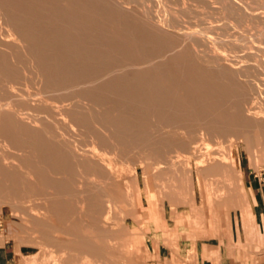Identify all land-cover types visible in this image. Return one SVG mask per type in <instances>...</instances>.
Listing matches in <instances>:
<instances>
[{
	"label": "rangeland",
	"instance_id": "1",
	"mask_svg": "<svg viewBox=\"0 0 264 264\" xmlns=\"http://www.w3.org/2000/svg\"><path fill=\"white\" fill-rule=\"evenodd\" d=\"M111 1H0V38L5 40L0 75L17 94L0 92V108L7 110L0 115V152L10 169L0 166V264H264V0H211L218 14L198 0L183 5L179 0H133L124 6L129 10ZM140 8L151 9L155 19L171 10L183 25L197 24L195 36L206 45L205 55L237 60V73L200 64L182 36L157 27L155 32ZM224 26L225 38L219 40L213 31L220 34ZM1 79L0 86L5 85ZM218 90L227 96L221 98ZM24 91L33 102L20 100ZM42 98L71 108L55 116L59 129L36 106ZM72 100L83 101L82 108L71 106ZM245 100L255 102L256 118L242 113ZM211 122L223 129L218 139L202 129ZM112 141L119 146L116 152ZM206 146L210 151L204 153ZM70 152L94 153L101 163L115 166L111 182L101 168L89 176L88 166L79 171L67 166L68 176L82 171L89 176L82 184L88 199L84 196L78 208L73 201L63 203L60 195L52 198L49 189L50 163L63 154L68 161ZM55 188L64 192L65 187ZM230 224L238 239L228 234L222 242Z\"/></svg>",
	"mask_w": 264,
	"mask_h": 264
},
{
	"label": "bare ground",
	"instance_id": "2",
	"mask_svg": "<svg viewBox=\"0 0 264 264\" xmlns=\"http://www.w3.org/2000/svg\"><path fill=\"white\" fill-rule=\"evenodd\" d=\"M1 1V0H0ZM43 1V0H42ZM52 1V0H51ZM62 1V3H69L70 1H72V0H61ZM95 1V0H94ZM113 1V0H112ZM111 1V2H112ZM163 1V0H162ZM180 1V3L183 5L184 4V2H185V0H179ZM187 1V0H186ZM198 1H200V2H202V4L204 3V5H206V7H207V9H210L211 11L210 12H214V14H218L219 12V8H217L215 5H212V4H214V3H212V1L211 0H198ZM222 1V0H221ZM224 1V0H223ZM222 1V2H223ZM4 2H6V1H4ZM3 2V3H4ZM47 2V1H46ZM114 3H115V1H113ZM117 2V4H118V6L119 7H122V8H124V6L126 5H129L130 3H132L133 2V0H117L116 1ZM163 2H165V1H163ZM191 2V1H190ZM107 3V2H106ZM5 4V3H4ZM39 4V3H38ZM94 4V3H93ZM133 4V3H132ZM139 4V3H138ZM157 4H158V6L157 5H155L157 8H158V10H159V6H161V4L159 3V2H157ZM47 5H49V4H47ZM102 5V4H101ZM134 5H135V3H134ZM190 5H192V4H190ZM196 5V4H195ZM200 5V4H199ZM138 6V5H137ZM136 6V7H137ZM154 6V5H153ZM168 6V5H167ZM201 6H203V5H201ZM227 6V5H226ZM1 7V6H0ZM133 7H135V6H133ZM148 7V6H147ZM224 7V6H223ZM5 8V7H4ZM129 8H131V7H129ZM149 8V7H148ZM167 8H169V7H167ZM182 8V7H181ZM198 8V7H197ZM203 8V7H202ZM225 8V7H224ZM250 8V7H249ZM136 9V8H135ZM141 9V8H140ZM143 9V12L145 13H143L142 11H140V12H142V14H143V16L144 17H142V18H145V16H146V18L147 19H150L151 20V22L153 23L152 24V26L153 25H155V28L153 27V30H155L156 29V27L158 28V31H161V30H163V31H165L166 33H170V34H173V35H175V34H178V36H182V38H184V42H183V45L185 46V48H186V50L188 51V52H190V54H191V56L193 55L195 58H196V60H198L199 62H200V64H202L203 66H205V67H208L209 66V68L211 67V65L212 66H214V65H217V66H220L222 69H223V67L222 66H225L226 68L227 67H229V69L232 71H235L236 73H237V70H236V67L238 66V65H236V63H234V62H236V61H233V60H229L228 58H222V57H219V56H208V55H205V52H204V50H203V48H205V46L203 47V40L199 37V36H195L196 34H195V32L197 31V24H195V23H193L192 25H189V26H186V25H183V23H181L177 18H175V14L174 13H171L170 11H168L167 13H165L161 18H159V19H155V18H153L152 17V13L150 12V10L151 9H148V10H145L144 8H142ZM141 9V10H142ZM255 9H257V8H255ZM13 10V9H12ZM78 10H79V8H78ZM119 10V9H118ZM117 10V11H118ZM124 10H129V9H126V8H124ZM158 10H156L157 12H158ZM206 10V9H205ZM72 11V10H71ZM156 11H154V12H156ZM10 12V11H9ZM61 12V11H60ZM137 12V11H136ZM156 12V14H160V13H157ZM174 12V11H173ZM216 12V13H215ZM218 12V13H217ZM252 12H254V11H252ZM178 13V12H177ZM207 13V12H206ZM64 14V13H63ZM37 15V14H36ZM39 15V14H38ZM50 15V14H49ZM220 15V14H219ZM231 15V14H230ZM243 15V14H242ZM1 16V15H0ZM51 16V15H50ZM84 16V15H83ZM203 16V15H202ZM237 16V15H236ZM158 17H160V15L158 16ZM226 17V16H225ZM260 17V16H259ZM139 18V17H138ZM201 19V18H200ZM199 19V20H200ZM2 20V19H1ZM140 20V19H139ZM143 20V19H142ZM150 20H148L149 22H150ZM218 20V19H217ZM236 21V20H235ZM143 22V21H142ZM145 22V21H144ZM229 23V22H228ZM9 25V24H8ZM206 25V24H205ZM220 25V24H219ZM21 26V25H20ZM147 26V25H146ZM223 26V25H222ZM122 27V26H121ZM141 27V26H140ZM148 27H149V25H148ZM18 28H19V26H18ZM138 28V27H137ZM144 28V27H143ZM190 28H192V29H190ZM2 29H3V27H2ZM1 29V30H2ZM13 29H14V27H13ZM160 29V30H159ZM214 29V28H213ZM216 29H219V28H216ZM9 30V29H8ZM11 30H12V28H11ZM19 30V29H18ZM89 30V29H88ZM180 30V31H179ZM227 29L225 28V26H224V28H222V30L220 29V34H218V33H215L213 30H211V31H213V33H214V35L216 36V38H218L219 40H221L222 38H225V34H226V31ZM3 31V30H2ZM4 31H6L5 29H4ZM157 30H155V32H156ZM157 31V32H158ZM202 30H200V32H201ZM217 31V30H216ZM219 31V30H218ZM217 31V32H218ZM259 31V30H258ZM12 32V31H11ZM203 32V31H202ZM205 32V31H204ZM203 32V33H204ZM135 33V32H134ZM165 33V34H166ZM2 34H5L4 32L2 33ZM12 34V33H11ZM163 34V33H162ZM170 34H168V35H170ZM229 34V33H228ZM7 35H8V33H7ZM203 35H205V34H203ZM6 36V35H5ZM25 36V35H24ZM136 36V35H135ZM139 36V35H138ZM152 36V35H151ZM167 36V35H166ZM177 36V37H178ZM245 36V35H244ZM243 36V37H244ZM102 37V36H101ZM129 37H131V36H129ZM159 37V36H158ZM165 37V36H164ZM172 37V36H171ZM242 37V36H241ZM6 38H7V36H6ZM136 38H137V36H136ZM168 38V37H167ZM170 38V37H169ZM175 38H176V36H175ZM206 38V37H205ZM248 38V37H247ZM2 39H3V37H2ZM1 38H0V45H3L4 44V42H5V40H2ZM8 39V38H7ZM131 39V38H130ZM148 38H146V40H147ZM179 39H180V37H179ZM252 39V38H251ZM264 39V38H263ZM14 40V39H13ZM72 40V39H71ZM77 40V39H76ZM133 40H134V38H133ZM212 40V39H211ZM15 41V40H14ZM18 41H19V39H18ZM26 41V40H25ZM73 41V40H72ZM174 41V40H173ZM176 41H179V40H176ZM218 41V40H217ZM227 41V40H226ZM226 41H223L224 43H226ZM234 41V40H233ZM8 42V41H7ZM11 42H13V41H11ZM16 42V41H15ZM14 42V43H15ZM20 42V41H19ZM180 42H181V40H180ZM220 42V41H219ZM222 42V41H221ZM222 42V43H223ZM28 43V42H27ZM162 43V42H161ZM209 43V42H208ZM9 44V43H8ZM15 44H17V43H15ZM177 45H178V43H176ZM182 44V43H181ZM11 45V44H10ZM9 45V46H10ZM14 45V44H13ZM18 45V44H17ZM183 45H179V46H182L183 47ZM221 44L219 43V46H220ZM230 45V44H229ZM246 45V44H245ZM5 46V45H4ZM19 46V45H18ZM31 46V45H30ZM29 46V47H30ZM217 46V45H216ZM224 46V45H223ZM227 46V45H226ZM236 46V45H235ZM12 47V46H11ZM24 47V46H23ZM94 47V46H93ZM221 47V46H220ZM1 48H3V47H1ZM13 48V47H12ZM19 48H20V46H19ZM106 48V47H105ZM178 48H181V47H178ZM184 48V47H183ZM236 48V47H235ZM22 49V48H21ZM24 49V48H23ZM26 49V48H25ZM221 49H223V47L221 48ZM1 50H3V49H1ZM10 50H12V49H10ZM10 50L7 52V53H10ZM14 50V49H13ZM213 50V49H212ZM228 50V49H227ZM249 50V49H248ZM5 51V50H4ZM180 51V50H179ZM182 52L184 51V50H181ZM12 52V51H11ZM171 52V51H170ZM219 52V51H218ZM218 52H215L216 54L218 53ZM263 52V51H262ZM1 53V52H0ZM184 53H185V51H184ZM244 53V52H243ZM250 53V52H249ZM16 54V53H15ZM132 54V53H131ZM179 54H180V52H179ZM246 55H247V53H245ZM252 54V53H251ZM11 55V54H10ZM12 55H13V52H12ZM12 55H11V57H12ZM33 55V54H32ZM71 55V54H70ZM187 55V54H186ZM218 55V54H217ZM220 55V54H219ZM9 56V55H8ZM187 56H189V55H187ZM3 57V56H2ZM11 57H9V59L11 58ZM13 58H15V57H13ZM33 58V57H32ZM36 58V57H35ZM182 58V57H181ZM191 58V57H190ZM194 58V59H195ZM254 58V57H253ZM183 59H185V57L183 58ZM187 59V58H186ZM193 59V58H192ZM193 59V60H194ZM12 59H10V61H11ZM25 60V59H24ZM31 60V59H30ZM193 60H190L191 62L193 61ZM0 61H2V60H0ZM175 61V60H174ZM189 61V62H190ZM256 61V60H255ZM6 62V61H5ZM13 62V61H12ZM14 62L16 63V61L14 60ZM39 62H42V61H39ZM153 62V61H152ZM259 62V61H258ZM32 63H34V60H32ZM38 63V62H37ZM144 64H146L145 62H143ZM198 63V62H197ZM197 63H196V65H197ZM142 64V63H141ZM187 64V63H186ZM199 64V63H198ZM199 64V66H201ZM257 64V63H256ZM1 65V64H0ZM3 65H5L4 63H3ZM147 65H149V64H147ZM177 65V64H176ZM188 65H190V64H188ZM258 65H260V64H258ZM34 66H36L35 64H34ZM109 66V65H108ZM134 66V65H133ZM174 66V65H173ZM3 67V66H2ZM5 67H6V65H5ZM13 67V66H12ZM172 67V66H171ZM219 67V68H220ZM259 67V66H258ZM35 68V67H34ZM191 68V67H190ZM202 68V67H201ZM213 68V67H212ZM215 68V67H214ZM217 68V67H216ZM261 68V67H260ZM6 69V68H5ZM7 69H9L8 67H7ZM36 69V68H35ZM239 69V68H238ZM18 70H19V68H18ZM37 70V69H36ZM186 70V69H185ZM185 70H184V72H185ZM210 70V69H209ZM35 71V70H34ZM217 71V70H216ZM228 71V70H227ZM239 72H240V70H238ZM242 71V70H241ZM253 71V70H252ZM6 72V71H5ZM8 73H9V70L7 71ZM6 72V73H7ZM46 72V71H45ZM51 72V71H50ZM191 72V71H190ZM199 72V71H198ZM245 73H246V71H244ZM13 73V72H12ZM27 73V72H26ZM36 73V72H35ZM35 73H34V75H35ZM106 73V72H105ZM114 73H115V71H114ZM140 73V72H139ZM193 73V72H192ZM214 73V72H213ZM218 73H220V72H218ZM1 74V73H0ZM37 74H39V73H37ZM42 74V73H41ZM135 74H136V72H135ZM235 74V73H234ZM249 74V73H248ZM4 75H5V73H4ZM8 75V74H7ZM19 75V74H18ZM27 75V74H26ZM46 75V74H45ZM131 75H132V73H131ZM141 75V74H140ZM181 75V74H180ZM185 75V74H184ZM214 75V74H213ZM241 75H242V73H241ZM244 75V74H243ZM11 76V75H10ZM38 76H40L41 77V75H38ZM37 76V77H38ZM98 76V75H97ZM179 76V75H178ZM194 76V75H193ZM219 76V75H218ZM217 76V77H218ZM238 76V75H237ZM253 76V75H252ZM256 76V75H255ZM1 75H0V79H1ZM5 77H6V75H5ZM8 77V76H7ZM19 77H20V75H19ZM26 77V76H25ZM29 77H30V75H29ZM37 77H35L36 78V80L38 79ZM40 77H39V79H40ZM89 77V76H88ZM91 77V76H90ZM100 77V76H99ZM132 77H133V75H132ZM189 77V76H188ZM211 77V76H210ZM241 77V76H240ZM243 77V76H242ZM241 77V78H242ZM16 78H18V76H16ZM142 78V77H141ZM192 78V77H191ZM197 78V77H196ZM204 78V77H203ZM241 78H239V80L241 79ZM244 78H247V77H244ZM264 78V77H263ZM3 79H4V81H3ZM3 79H1V81L2 82H5L6 83V81H5V78L3 77ZM9 79V78H8ZM29 79V78H28ZM39 79H38V82H39ZM262 79V78H261ZM6 80H7V78H6ZM22 80V79H21ZM24 80H26V79H24ZM137 80V79H136ZM195 80V79H194ZM234 80V79H233ZM244 80V79H243ZM247 80V79H246ZM9 81H12V80H9ZM33 81V80H32ZM102 81V80H101ZM100 81V82H101ZM130 81V80H129ZM248 81H249V79H248ZM1 82V83H2ZM36 82V85H37V81H35ZM50 82V81H49ZM96 82V81H95ZM167 82V81H166ZM181 82V81H180ZM9 83V82H8ZM21 83V82H20ZM27 83V82H26ZM90 83L92 84L93 82H91L90 81ZM113 83V82H112ZM3 84V85H2ZM1 84V86H0V92H4V93H6V95L8 94H12L13 95V93H14V91H13V86H11V85H9V86H7V83L4 85V83H2ZM23 84H25V82L23 83ZM23 84H21V85H23ZM28 84V83H27ZM40 84V83H39ZM56 84V83H55ZM75 84V83H74ZM89 84V83H88ZM238 84V83H237ZM242 84V83H241ZM20 85V86H21ZM35 85V84H34ZM41 85V84H40ZM62 85V84H61ZM87 85V84H86ZM85 85V86H86ZM108 85V84H107ZM117 85V84H116ZM126 85V84H125ZM135 85V84H134ZM19 86V87H20ZM42 86V85H41ZM51 86V85H50ZM66 86V85H65ZM110 86V85H109ZM255 86H256V84H255ZM24 87V86H23ZM33 87V86H32ZM52 87V86H51ZM79 87H81V86H79ZM82 87H84V86H82ZM92 87H94V83H93V86ZM96 87V86H95ZM209 87H211V86H209ZM256 87H258V86H256ZM261 87V86H260ZM16 88V87H15ZM41 88V87H40ZM48 88V87H47ZM89 88V87H88ZM87 88V89H88ZM127 88V87H126ZM129 88H130V85H129ZM230 88V87H229ZM232 88V87H231ZM20 89V88H19ZM75 89V88H74ZM76 89H77V87H76ZM120 89V88H119ZM152 89V88H151ZM209 89V88H208ZM250 89V88H249ZM259 88H257V90H258ZM22 90H24V89H22ZM21 90V91H22ZM48 90V89H47ZM69 90V89H68ZM108 90V89H107ZM127 90H128V88H127ZM185 90V89H184ZM257 90H255V92L257 91ZM53 91V90H52ZM65 91V90H64ZM102 91H104L103 89H102ZM109 91V90H108ZM112 91V90H111ZM116 91H118V90H116ZM186 92H188L189 93V91H190V88L189 89H187V90H185ZM219 91V93H220V96H221V98L222 97H226L227 95L225 94V92L226 91H221V90H218ZM237 91V90H236ZM26 91H24V93L22 94V95H19L18 94V96H19V98H20V100H22L23 102L25 101L26 102V97H28V99H30V95H27L26 93H25ZM31 92V91H30ZM37 92H38V94L39 93H41V91L39 92L38 91V87H37ZM36 92V93H37ZM148 91H146V93H147ZM176 92V91H175ZM245 92V91H244ZM251 92V91H250ZM4 93H2V94H4ZM20 93V92H19ZM22 93V92H21ZM49 93V92H48ZM53 94V96H54V94L56 93L57 94V92L55 91V93L54 92H52ZM196 93V92H195ZM216 93V92H215ZM214 93V94H215ZM248 93V92H247ZM260 93V92H259ZM35 93H33L32 95H34ZM38 94H35L36 96L38 95ZM44 94V93H43ZM86 94H88V93H86ZM144 94V93H143ZM242 94V93H241ZM11 95V96H12ZM17 95V94H16ZM16 95H13V98H16L15 96ZM34 95V96H35ZM44 95H46V94H44ZM49 95V94H48ZM193 95V94H192ZM255 95V94H254ZM253 95V96H254ZM1 96V95H0ZM3 96V95H2ZM5 96V95H4ZM35 96V97H36ZM41 96H42V94H41ZM40 96V97H41ZM86 96V95H85ZM91 96V95H90ZM94 96V95H93ZM219 96V97H220ZM249 96V95H248ZM251 96V95H250ZM258 96V95H257ZM34 97V98H35ZM75 97V96H74ZM73 97V98H74ZM215 97H217L216 95H215ZM229 97H231L233 100H234V98H236V96L234 95V94H232V95H230ZM242 97V96H241ZM259 97V96H258ZM9 98V97H8ZM53 98V97H52ZM59 98V97H58ZM138 98V97H137ZM140 98V97H139ZM142 98V97H141ZM178 98V97H177ZM230 98V99H231ZM260 98V97H259ZM9 99H11L12 100V98L10 97ZM17 99H18V97H17ZM37 99V98H36ZM36 99H33V100H36ZM41 99V98H40ZM45 99V98H44ZM50 99H51V97H50ZM75 99V98H74ZM77 99V98H76ZM134 99V98H133ZM158 99V98H157ZM190 99V98H189ZM220 99V98H219ZM248 99V98H247ZM2 100H4V99H2ZM6 101H7V99H5ZM4 100V102H5V104H6V101ZM10 100V101H11ZM14 100V99H13ZM31 100V99H30ZM49 100V99H48ZM46 101V100H43V98H42V101H38V103H36V104H38V105H36V106H40V108L39 109H41V107L43 108V110H42V112L44 111V113L45 114H47L48 115V117L54 122V124H52V125H55V123L57 122V121H59V119L60 118H56L58 115H60V111L62 112V111H65V110H71V108L70 107H65V106H58V105H56V104H54L56 101L55 100H53V101H55V102H49V101ZM58 100V99H57ZM61 100V99H60ZM78 100V99H77ZM83 100V99H82ZM95 100V99H94ZM125 100V99H124ZM145 100V99H144ZM184 100V99H183ZM240 100H241V98H240ZM260 100V99H259ZM28 101V100H27ZM32 101V100H31ZM114 101V100H113ZM178 101V100H177ZM211 101V100H210ZM231 101V100H230ZM253 101V100H252ZM3 102V101H2ZM8 102V101H7ZM15 102V101H14ZM13 102V103H14ZM19 102V101H18ZM18 102H16V103H18ZM22 102V103H23ZM29 103H30V101H28ZM27 102V103H28ZM33 102V101H32ZM63 102H65V101H63ZM90 102V101H89ZM133 102V101H132ZM141 102V101H140ZM236 102V101H235ZM239 102V101H238ZM10 103V102H9ZM9 103H7V104H9ZM12 103V104H13ZM80 103H82L83 104V101L82 102H80ZM80 103H79V101L77 102H75L74 101V104H73V100H72V103H71V106L73 105V106H75V107H78L79 105H80ZM91 103H92V101H91ZM162 103V102H161ZM207 103V102H206ZM253 103H255V102H253ZM253 103H251L250 102V100H248V101H246L245 100V102H244V106H243V108H241L240 106V108H241V111H242V113L244 114V116H247V117H251V119L252 118H256L257 116H258V111L257 112H255V110L257 109V108H254V107H252L253 105H251V104H253ZM2 104H4V103H2ZM25 104V103H24ZM23 104V105H24ZM86 104H88V103H86ZM85 104V105H86ZM102 104H104V103H102ZM106 104V103H105ZM9 105H11V104H9ZM27 105V104H26ZM25 105V106H26ZM35 104L34 103H32V104H29V106H34ZM84 105V106H85ZM89 105V104H88ZM154 105V104H153ZM237 105V104H236ZM238 105H242V104H238ZM237 105V106H238ZM255 105V104H254ZM257 105V104H256ZM13 106H15V105H13ZM21 106V105H20ZM81 106H83V105H80V108H82ZM90 106H92V104L90 105ZM152 106V105H151ZM160 106V105H159ZM198 106V105H197ZM209 106V105H208ZM248 106H250V107H248ZM6 107V106H5ZM10 107V106H9ZM27 107V106H26ZM35 107V106H34ZM86 107H88V106H86ZM94 107V106H93ZM98 107V106H97ZM166 107V106H165ZM15 108H16V106H15ZM18 108H20V107H18ZM162 108V107H161ZM30 109V108H29ZM36 109H38V107H36ZM38 109V110H39ZM76 109H78V108H76ZM85 109V108H84ZM88 109H89V107H88ZM133 109V108H132ZM191 109V108H190ZM194 109V108H193ZM234 109L238 112V107L236 108L235 106H234ZM18 110V109H17ZM41 110H39L40 112H41ZM72 110H74V107H72ZM87 110V109H86ZM85 110V111H86ZM100 110V109H99ZM171 110V109H170ZM185 110H187V108L185 109ZM192 110V109H191ZM4 111H7L6 110V108H4L3 107V105H2V107L0 108V115H1V113H3ZM8 111H10V109H8ZM23 111H26V110H22V112ZM29 111V110H28ZM31 111V110H30ZM37 111V110H36ZM76 111V110H75ZM74 111V112H75ZM82 111H84V110H82ZM96 111V110H95ZM11 112V111H10ZM21 112V111H20ZM138 112H139V110H138ZM143 112V111H142ZM239 112H240V110H239ZM13 113H15V112H13ZM44 113H42V114H44ZM63 113V112H62ZM69 113V112H68ZM79 113V112H78ZM87 113H89L88 112V110H87ZM86 112H85V114H87ZM146 113V112H145ZM168 113V112H167ZM186 113V112H185ZM39 113H37L36 115H38ZM41 114V113H40ZM39 114V115H40ZM64 114V113H63ZM62 114V115H63ZM92 114V113H91ZM6 115H7V113H6ZM17 115V114H16ZM30 115V114H29ZM57 115V116H56ZM67 115V114H66ZM76 115V114H75ZM137 115V114H136ZM163 115H165V114H163ZM169 115V113L168 114H166V116H168ZM187 115V114H186ZM229 115V114H228ZM232 115V114H231ZM3 116V115H2ZM12 116H13V114H12ZM33 116V115H32ZM56 116V117H55ZM89 116V115H88ZM177 116V115H176ZM196 116H198V115H196ZM6 117V116H5ZM35 117V116H34ZM39 118L40 117H42V115L41 116H38ZM47 116H45V118H46ZM65 117V116H64ZM68 117V116H67ZM66 117V118H67ZM70 117V116H69ZM69 117H68V119H69ZM199 117V116H198ZM215 117V116H214ZM224 118H225V116H223ZM229 117V116H228ZM6 118H8V117H6ZM26 118V117H25ZM28 118V117H27ZM74 118H76V116L74 117ZM143 118V117H142ZM166 118V117H165ZM168 118V117H167ZM166 118V119H167ZM232 118V117H231ZM231 118H230V120H231ZM15 119V118H14ZM20 119V118H19ZM23 119V118H22ZM65 119V118H64ZM68 119H66L67 121H68ZM73 119V118H72ZM81 118H79V120H80ZM112 119V118H111ZM132 119V118H131ZM161 119H163V118H161ZM203 119V118H202ZM250 119V120H251ZM11 120V119H10ZM24 120H26V119H24ZM24 120H20L21 122H24L25 123V121ZM38 120V119H37ZM62 120V119H61ZM60 120V121H61ZM78 119H77V121H79ZM134 120V119H133ZM218 120V119H217ZM217 120H216V123H218L217 122ZM228 120V119H227ZM6 121H9V120H7L6 119ZM28 121V120H27ZM34 121H36V120H34ZM45 121V120H44ZM46 121H47V119H46ZM45 121V122H46ZM51 121V122H52ZM63 121V120H62ZM72 121V120H71ZM70 121V122H71ZM119 121V120H118ZM172 121V120H171ZM215 121V120H214ZM241 121V120H240ZM249 121V120H248ZM20 122V123H21ZM52 122V123H53ZM73 122V121H72ZM83 122V121H82ZM163 122V121H162ZM206 122V121H205ZM208 122V121H207ZM19 123V124H20ZM43 123V122H42ZM48 123V122H47ZM60 123V122H59ZM79 123V122H78ZM77 123V124H78ZM122 123H124V122H122ZM134 123V122H133ZM168 123V122H167ZM174 123V122H173ZM177 123V122H176ZM176 123H174L175 125H176ZM215 122H211V123H207V124H203V125H205L204 127H202V129H204V130H206L208 133L209 132H214L216 135V139H218L219 138V136L221 135L220 134V132H222V128L220 127V126H215V124H216ZM3 124V123H2ZM26 124V123H25ZM24 124V125H25ZM36 124V123H35ZM58 124V123H57ZM57 124L55 125V126H57ZM62 124V123H61ZM64 124H66V123H64ZM95 124H96V122H95ZM108 124V123H107ZM106 124V125H107ZM125 124V123H124ZM171 124V123H170ZM263 124V123H262ZM21 125V124H20ZM24 125H22V126H24ZM46 125V124H45ZM66 125H69V123L68 124H66ZM76 125V124H75ZM75 125L73 126V125H70L69 126V128H70V130H74V127H75ZM94 125V124H93ZM97 125V124H96ZM95 125V126H96ZM100 125H102V124H100ZM105 125V124H104ZM140 125V124H139ZM162 125H163V123H162ZM261 125V124H260ZM15 126H16V123H15ZM59 126V125H58ZM57 126V127H58ZM63 126V125H62ZM65 126V125H64ZM80 126V125H79ZM14 126H12V128H13ZM57 127L55 128L56 130H58L60 127H58V129H57ZM97 127V126H96ZM95 127V128H96ZM101 127V126H100ZM123 127V126H122ZM146 127V126H145ZM157 127V126H156ZM168 127V126H167ZM3 128V127H2ZM6 128H7V126H6ZM11 128V129H12ZM16 128V127H15ZM28 128V127H27ZM31 128V127H30ZM36 128H37V126H36ZM35 128V129H36ZM41 128V127H40ZM64 128V127H63ZM80 128H82V127H80ZM141 128V127H140ZM143 128V127H142ZM150 128V127H149ZM185 128V127H184ZM259 128V127H258ZM9 129V128H8ZM10 129V130H11ZM14 129V128H13ZM21 129V128H20ZM76 129V128H75ZM98 129H100V128H98ZM146 129H148V128H146ZM155 129V128H154ZM160 129V128H159ZM23 130V129H22ZM66 130H68V132H70L69 131V129H66ZM65 130V131H66ZM108 130V129H107ZM139 130V129H138ZM142 130H144V129H142ZM150 130V129H149ZM254 130V129H253ZM3 131H4V129H3ZM9 131V130H8ZM17 130H15V132H16ZM75 131V130H74ZM78 131V130H77ZM145 131V130H144ZM176 131V130H175ZM184 131V130H183ZM196 131V130H195ZM2 132V131H1ZM14 131H13V133H15ZM59 132V131H58ZM64 132V131H63ZM72 132V131H71ZM70 132V133H71ZM79 132V131H78ZM77 132V133H78ZM101 132H103V131H101ZM4 133H6V132H4ZM8 133V132H7ZM6 133V134H7ZM25 133V132H24ZM60 133H62L61 131H60ZM66 133V132H65ZM65 133H63V134H65ZM104 133V132H103ZM106 133V132H105ZM11 134V133H10ZM49 134V133H48ZM86 134V133H85ZM101 134V133H100ZM112 134V133H111ZM145 134V133H144ZM210 135H211V133H209ZM1 135V134H0ZM50 135V134H49ZM62 135V134H61ZM72 135V134H71ZM75 135V134H74ZM73 135V136H74ZM78 135V134H77ZM98 135H99V132H98ZM198 135H200V134H198ZM204 135V134H203ZM18 135H16V137H17ZM34 136V135H33ZM48 136V135H47ZM46 136V137H47ZM65 136H66V134H65ZM76 136V135H75ZM119 136H120V134H119ZM2 137V136H1ZM5 137L6 136H4V139H5ZM15 137V138H16ZM36 137V136H35ZM34 137V138H35ZM39 137V136H38ZM67 137V136H66ZM69 137H70V135H69ZM112 137V136H111ZM114 137V136H113ZM47 138H49V136L47 137ZM57 138H58V136H57ZM61 138V137H60ZM65 138V137H64ZM73 138V137H72ZM96 138V137H95ZM110 138V137H109ZM3 139V138H2ZM1 138H0V140H2ZM7 139V138H6ZM33 139V138H32ZM38 139V138H37ZM65 139H67V140H69L68 138H65ZM70 139H71V137H70ZM112 139V138H111ZM223 139V138H222ZM49 140H51V138L49 139ZM67 140H65V141H67ZM72 140H74L75 141V139L73 138ZM109 140V139H108ZM40 141V140H39ZM38 141V142H39ZM43 141V140H42ZM55 141V140H54ZM61 141V140H60ZM64 141V140H63ZM63 141H62V143H63ZM70 141V140H69ZM68 141V142H69ZM103 141V140H102ZM105 141V140H104ZM103 141V142H104ZM1 142V141H0ZM4 142V141H3ZM2 142V143H3ZM7 142V141H6ZM46 142V141H45ZM73 142V141H72ZM75 142H77V141H75ZM113 142V141H112ZM230 142V141H229ZM8 143V142H7ZM59 143V142H58ZM115 143V145H113L112 147H114L113 148V151H117V149H116V147L119 149V146H116V145H118V144H116V142H113V144ZM70 144H72V143H70ZM77 144V143H76ZM55 145V144H54ZM79 145V144H78ZM78 145L76 146V147H78ZM94 145V144H93ZM109 145V144H108ZM183 145V144H182ZM47 146H49V145H47ZM57 146V145H56ZM67 146H68V144H67ZM82 145H80V147H81ZM87 146V145H86ZM85 146V147H86ZM102 146L104 147V146H107V145H103L102 144ZM6 147H7V144H6ZM8 147H9V144H8ZM7 147V148H8ZM54 147V146H53ZM72 147V146H71ZM94 147H95V145H94ZM81 148H83V147H81ZM108 148V147H107ZM209 148V146H206L205 148H204V153H206V152H209L210 151V149H208ZM1 149V148H0ZM6 149V148H5ZM46 149V148H45ZM56 149H57V147H56ZM68 149H70V150H72L71 148H68ZM75 149V148H74ZM73 149V150H74ZM112 149V148H111ZM116 149V150H115ZM64 150V149H63ZM69 150V151H70ZM73 150H72V152H73ZM79 150V149H78ZM83 150H84V148H83ZM86 150V149H85ZM85 150H84V152H85ZM103 150V149H102ZM14 151V150H13ZM36 149H35V153H36ZM50 151V150H49ZM68 151V150H67ZM88 151V150H87ZM98 151H100V150H98ZM104 151V150H103ZM105 151H107V150H105ZM113 151H111L112 153H113ZM2 152V151H1ZM1 152H0V166H2V168H7V169H9V166H8V164L5 162V161H7V160H5V159H3V156L1 155ZM65 152V151H64ZM91 152V151H90ZM5 153V152H4ZM46 153V152H45ZM56 153V152H55ZM87 153V152H86ZM105 153V152H104ZM106 153H108V152H106ZM199 152H197V154H198ZM3 154V153H2ZM32 154V153H31ZM34 154V153H33ZM61 154V153H60ZM88 154H90V153H88ZM85 155V154H81V153H71L70 152V157L68 158V161H67V159L63 156V155H59L55 160L56 161H52L51 163H50V168L49 169H51L50 170V175H52L51 176V179L52 180H50V186H49V189H50V194H51V197L53 198V196L55 197V196H59L60 195V197H61V200L63 201V203L65 202V201H73L74 203H75V205H76V207L78 208L79 207V205L81 204V201H83L82 199L84 198V196L86 195V193L83 191V186H82V184H83V180H86V179H89L88 177L89 176H91L92 174H94V170L95 169H97V168H101V169H103L104 170V172H103V176H104V179L105 180H107V181H109V182H111V181H113L114 179H115V174H114V170H115V166H112V162H108V163H101L100 162V160H98L99 158H101L100 156H99V158L98 159H96V156L94 155V153L93 154H91V155ZM29 155V154H28ZM196 155V154H195ZM202 155V154H201ZM210 155V154H209ZM10 156V155H9ZM68 156V155H67ZM197 156V155H196ZM204 156V155H203ZM206 156V155H205ZM48 157V156H47ZM36 158V157H35ZM14 161H16V160H14ZM103 161V160H102ZM205 161V160H204ZM16 163H18V162H16ZM120 163V162H119ZM11 165H13V164H11ZM67 166L68 167H75L76 169H78L79 167H83V166H88V167H90L91 169H90V171H89V173H88V177H86L85 178V176H84V173H80V174H75L74 176H68V172H67ZM202 167V166H201ZM23 168H25L26 169V167L24 166ZM85 168V167H84ZM18 169H19V167H18ZM30 169V168H29ZM80 169V168H79ZM79 169H78V171H79ZM10 170V169H9ZM17 170V169H16ZM75 170V169H74ZM81 170V169H80ZM20 171V170H19ZM23 171H25L24 169H23ZM93 171V172H92ZM30 172V171H29ZM23 173V172H22ZM25 173H27V172H25ZM24 174V173H23ZM98 174V173H97ZM27 175V174H26ZM87 175V174H86ZM100 175V174H99ZM95 176H96V174H95ZM8 177V176H7ZM11 177V176H10ZM33 177V176H32ZM98 177V176H97ZM13 178V177H12ZM26 178V177H25ZM28 178H30V176L28 175ZM96 178V177H95ZM94 178V179H95ZM99 180V179H98ZM36 181V180H35ZM94 181V183H95V181L96 180H93ZM101 181V180H100ZM106 181V182H107ZM91 182V181H90ZM97 182V181H96ZM99 182V181H98ZM102 182V181H101ZM86 183V182H85ZM56 184H58V185H60V186H64L65 188H63V190H64V192L61 190H59V189H56L55 187H56ZM107 184V183H106ZM95 185V184H94ZM102 185H105V184H103L102 183ZM111 185V184H110ZM85 186V185H84ZM86 186H88V185H86ZM99 186V185H98ZM97 186V187H98ZM107 186H109V185H107ZM112 186H113V184H112ZM111 186V187H112ZM115 186V185H114ZM46 187V186H45ZM91 187V186H90ZM92 187H93V185H92ZM100 187V186H99ZM98 187V188H99ZM67 188V189H66ZM85 188V187H84ZM96 188V187H95ZM95 188H93V189H95ZM42 189V188H41ZM119 189V188H118ZM86 190V189H85ZM109 190L111 191V189L109 188ZM113 190V189H112ZM116 190V189H115ZM55 192H58V193H56V194H54ZM97 193H98V191H96ZM100 188H99V194H100ZM92 193H93V191H92ZM102 194V193H101ZM104 195V194H103ZM110 195V194H109ZM102 196V195H101ZM50 197V195H49V198L48 199H50L51 198ZM86 198H87V196H85ZM94 198V197H93ZM88 199V198H87ZM62 201H61V203H62ZM87 201V200H86ZM51 202V201H50ZM72 202V203H73ZM109 202V201H108ZM107 202V200H104V205H106V207L108 206V203ZM84 203H85V201H84ZM89 203V202H88ZM54 204H55V202H54ZM58 204V203H57ZM82 205V204H81ZM86 205V204H85ZM85 205H84V207H85ZM99 205V204H98ZM59 207H60V204L58 205ZM71 207V206H70ZM81 207V206H80ZM83 207V206H82ZM88 207V206H87ZM64 209V207L62 208V210ZM65 209H67V208H65ZM108 209H109V207H108ZM68 210V209H67ZM78 210V209H77ZM81 210H82V208H81ZM75 211H76V209H75ZM84 211V210H83ZM33 212V211H32ZM61 212V211H60ZM81 212V211H80ZM83 213V212H82ZM51 214V213H50ZM55 214V213H54ZM60 214H62V213H60ZM78 214H80L79 212H78ZM52 215V214H51ZM50 216V215H49ZM83 216H85V215H83ZM55 217V216H54ZM50 218L51 219H53V216H50ZM50 219V220H51ZM51 222V221H50Z\"/></svg>",
	"mask_w": 264,
	"mask_h": 264
},
{
	"label": "crops",
	"instance_id": "3",
	"mask_svg": "<svg viewBox=\"0 0 264 264\" xmlns=\"http://www.w3.org/2000/svg\"><path fill=\"white\" fill-rule=\"evenodd\" d=\"M260 194L262 195V190H260ZM227 228H228V230H227L228 232L223 231L221 233L222 234L221 235L222 242H223V238H222L223 235H225V236H227L228 234L231 235V240H234L235 238H237V229H234L232 224H230ZM234 234H236V237Z\"/></svg>",
	"mask_w": 264,
	"mask_h": 264
}]
</instances>
